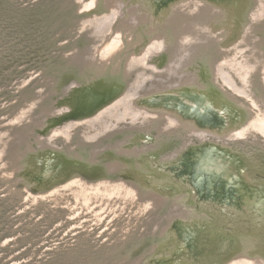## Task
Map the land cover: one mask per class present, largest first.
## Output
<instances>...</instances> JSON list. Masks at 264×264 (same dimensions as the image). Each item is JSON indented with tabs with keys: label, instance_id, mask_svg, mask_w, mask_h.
<instances>
[{
	"label": "rangeland",
	"instance_id": "rangeland-1",
	"mask_svg": "<svg viewBox=\"0 0 264 264\" xmlns=\"http://www.w3.org/2000/svg\"><path fill=\"white\" fill-rule=\"evenodd\" d=\"M91 1L0 0V264H194L174 254L192 215L236 237L203 264H257L264 222L169 170L216 147L264 190V0ZM198 83L228 102L214 121L144 100Z\"/></svg>",
	"mask_w": 264,
	"mask_h": 264
},
{
	"label": "bare ground",
	"instance_id": "bare-ground-1",
	"mask_svg": "<svg viewBox=\"0 0 264 264\" xmlns=\"http://www.w3.org/2000/svg\"><path fill=\"white\" fill-rule=\"evenodd\" d=\"M111 1L112 0H105V2H108V4H105V7L110 6ZM165 1L170 0H153L156 5ZM99 2H101V0H95L94 2L91 1L90 3L92 5L97 4V6H99ZM146 2L150 1L144 0V3ZM119 6L122 8V3H120ZM134 6L135 5H131L129 7L130 11L134 8ZM130 15L133 20L137 17L131 12ZM212 90L214 91V87L212 85L209 86L198 83V85H187L186 88L170 91L169 93L158 92L144 100L157 108L167 105L170 106L171 109H181L184 113H186V115L195 117L199 121L205 123L208 120L214 121L215 119H218V116L220 117L219 114L222 113V110L224 109L221 107L220 103H228H225L223 98H221L222 100H218L220 99V96L213 97ZM81 93L82 92L78 93L79 96ZM83 98H85V102L88 103L89 108L91 109L99 100L98 95H96L94 91H92L91 96H80L78 101ZM229 105L232 106L231 104ZM229 105L225 108L230 109V113H234L231 109L232 107L229 108ZM163 110H165V108H163ZM172 111L173 110H171V112ZM180 122L185 124V126L193 124L190 120L189 123L188 121L185 122V120H180ZM195 128L197 131H205L199 127ZM208 130L209 129L206 131ZM205 149H207V147ZM24 155L27 156L28 154L26 153ZM18 158H21L22 160L19 164L23 163L22 154L19 153ZM18 158L15 159V162H18ZM239 163L238 158H236L234 154L231 155L229 152L215 147L203 152V155L201 156L187 157L182 161V163L178 162L176 167L171 164L174 169L169 171L170 175H172L171 179L174 178V175L177 177L176 185L188 187L189 190L187 194L191 195V193H195L193 201L196 204L203 207L206 206V208L210 209H212L215 205L224 208V210L230 209L229 211H232V213L237 216V219L239 217L247 216V220L249 219V222L252 221L254 224L253 226H255L259 222H264V190L254 188L253 186L250 187L251 184H248L246 172L244 168L239 165ZM132 165L137 166V168L141 171H146L152 177L155 174L152 170L145 169L139 164ZM54 167L55 166L49 165L45 173H41L39 178L45 181L47 176H52L54 174ZM168 167L170 168L171 166ZM152 180H159L160 182L163 181L158 178H154ZM190 195H186L184 199L188 198ZM184 199H181L180 201H185ZM195 219H198L197 221L199 222V225L195 224ZM203 220L208 223L205 224ZM190 221H192V223ZM222 221L223 219L221 216L220 222ZM210 224V221L202 219L199 215H192L191 219L187 222L178 221L176 230L183 236L184 239L181 238V240L179 238L180 241H178V243L180 244L175 247L174 254H178L177 252H181L184 249L187 253H189V255L195 258L193 259L195 261L194 264H203L206 259L213 257L214 252L222 253L233 249L231 243L233 237L236 239L235 235H228L223 229H217V227L210 226ZM242 253H244V251ZM157 257L158 262H155L154 264H177V260L171 256L170 261H168V255L166 258L165 255H158ZM257 264H264V259L257 260Z\"/></svg>",
	"mask_w": 264,
	"mask_h": 264
}]
</instances>
